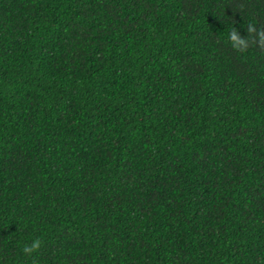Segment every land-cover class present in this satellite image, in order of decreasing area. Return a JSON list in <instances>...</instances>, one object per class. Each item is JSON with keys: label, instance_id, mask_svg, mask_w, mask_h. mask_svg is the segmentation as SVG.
I'll list each match as a JSON object with an SVG mask.
<instances>
[{"label": "trees", "instance_id": "16d2710c", "mask_svg": "<svg viewBox=\"0 0 264 264\" xmlns=\"http://www.w3.org/2000/svg\"><path fill=\"white\" fill-rule=\"evenodd\" d=\"M261 32L264 0H0V264H264Z\"/></svg>", "mask_w": 264, "mask_h": 264}, {"label": "clouds", "instance_id": "9594fccd", "mask_svg": "<svg viewBox=\"0 0 264 264\" xmlns=\"http://www.w3.org/2000/svg\"><path fill=\"white\" fill-rule=\"evenodd\" d=\"M248 29H249V33L254 32V29L251 25L249 26ZM229 38H230V41L232 42V47L240 51L245 50L249 46V43H250L249 38L247 37L241 38L240 36L237 35L235 30H232ZM258 40L260 43H264V32H261L258 34ZM40 243L41 242L38 239L34 240L30 246H27L24 248V252L26 254H30L31 252L37 250L40 247Z\"/></svg>", "mask_w": 264, "mask_h": 264}]
</instances>
